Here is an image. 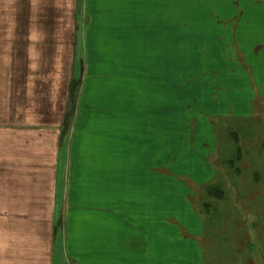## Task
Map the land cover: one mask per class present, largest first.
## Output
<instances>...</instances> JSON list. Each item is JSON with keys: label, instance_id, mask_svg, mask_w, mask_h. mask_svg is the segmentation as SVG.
Segmentation results:
<instances>
[{"label": "rangeland", "instance_id": "obj_1", "mask_svg": "<svg viewBox=\"0 0 264 264\" xmlns=\"http://www.w3.org/2000/svg\"><path fill=\"white\" fill-rule=\"evenodd\" d=\"M0 174L60 175L83 264H155L84 247L83 202L126 189L163 194L127 214L164 264H264V0H0Z\"/></svg>", "mask_w": 264, "mask_h": 264}, {"label": "crops", "instance_id": "obj_2", "mask_svg": "<svg viewBox=\"0 0 264 264\" xmlns=\"http://www.w3.org/2000/svg\"><path fill=\"white\" fill-rule=\"evenodd\" d=\"M158 176L156 174L154 177ZM161 180L164 181L162 176H159L157 183ZM60 182V175L55 174L50 177L46 190H38L36 176L21 179L16 175L0 174V264H83L79 257L80 252L71 255L68 250L69 226L66 225L65 216L69 213L68 202L70 203L72 192L68 191L67 187L62 190ZM127 190H124L122 200L134 197L133 194H138L144 200L135 203L118 201L116 196H113L114 190H110L103 204L94 201L93 205L89 201L83 202L86 207L81 211L96 221L92 247L90 248L89 243L84 247L91 249L94 256H107L110 260L125 263L136 260L130 257V251L134 248L141 254L149 255L152 250L154 263L164 264L165 246L162 235L165 228L161 227L160 233L159 230L154 231L155 229L152 232L143 231L146 225L139 221V216L127 214L132 212L133 208H153L158 212L160 209L164 210L165 204L161 199L163 194L157 189ZM102 215L108 222L103 235L100 231ZM156 219L157 223L147 217L146 222L156 223L157 227H160L161 218ZM118 223L123 227L134 228L138 236L129 237L126 232H118Z\"/></svg>", "mask_w": 264, "mask_h": 264}, {"label": "trees", "instance_id": "obj_3", "mask_svg": "<svg viewBox=\"0 0 264 264\" xmlns=\"http://www.w3.org/2000/svg\"><path fill=\"white\" fill-rule=\"evenodd\" d=\"M77 81L78 82L72 83L71 90H70V96L69 97H70L71 106H74V95H75V91H76L77 85L79 84L80 80H77ZM66 118L69 121L71 119V115L67 114Z\"/></svg>", "mask_w": 264, "mask_h": 264}]
</instances>
